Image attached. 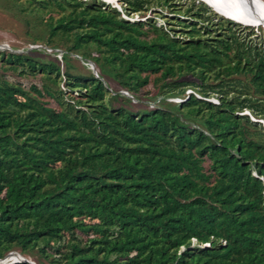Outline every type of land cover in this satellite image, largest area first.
Listing matches in <instances>:
<instances>
[{
	"label": "trees",
	"instance_id": "16d2710c",
	"mask_svg": "<svg viewBox=\"0 0 264 264\" xmlns=\"http://www.w3.org/2000/svg\"><path fill=\"white\" fill-rule=\"evenodd\" d=\"M5 1L30 43L0 46V259L264 264V42L238 32L252 24L198 0H120L179 29L99 0Z\"/></svg>",
	"mask_w": 264,
	"mask_h": 264
},
{
	"label": "rangeland",
	"instance_id": "374dc122",
	"mask_svg": "<svg viewBox=\"0 0 264 264\" xmlns=\"http://www.w3.org/2000/svg\"><path fill=\"white\" fill-rule=\"evenodd\" d=\"M100 3H102V0H99ZM115 2H117L118 6L120 8H122L124 11V4L120 1V0H113ZM198 1H205L206 3H208L210 6H212V9L216 14L222 16V15H226L223 12H226V10H221L219 9L214 2H212L211 0H198ZM264 1V0H262ZM204 2V3H205ZM6 4H8V1L5 0H0V46H7V47H11L14 50H23V49H27L29 43H30V39H29V35L26 32L27 26L26 24L22 21V19H20L17 15H14L11 11L7 10L6 8L4 9L3 6H6ZM112 7H116V4H110ZM238 16H240L239 14H237ZM147 17H151L153 18V21H155V23L161 25V24H166L167 27H174L175 29H179V27L175 26V24H167L168 22L170 23H175L176 18L174 16H172V14H170V12L165 9V8H156L153 11H150L147 13V15H145L146 19ZM241 17V16H240ZM143 19V20H144ZM234 19L238 20L237 17L234 16ZM243 19V18H242ZM247 22V21H246ZM248 23V22H247ZM251 24V23H249ZM244 25V24H243ZM259 26H255L254 24L250 25L249 28H240L238 29L239 33L243 32L244 35H246L247 33H253V31L255 32L253 35H251V37L255 40H263L264 42V24H257ZM180 33V32H179ZM256 34V35H255ZM62 47V46H61ZM63 48V47H62ZM36 56H41V57H46L48 59L53 58L52 55H44V54H40L38 52H34L33 53ZM77 66H79V69H81L82 71H88L89 68L87 67V65H84L81 62H76L75 63ZM91 65V63H89ZM92 69H94L95 71H97L96 67L92 64L91 65ZM30 81L32 82H37L40 83V78H33L30 80H26L25 82L29 83ZM112 86L117 88L118 85L111 81ZM171 100V99H169ZM173 100V99H172ZM177 101H180L181 99H174ZM211 100H213L214 102H217L216 96L212 97ZM120 105V103L113 99L109 102V106L112 107H118ZM145 104L144 103H140L139 105L136 104L135 107H144ZM247 113V111H245ZM251 118H253L251 116ZM261 120V119H260ZM264 125V123H263Z\"/></svg>",
	"mask_w": 264,
	"mask_h": 264
},
{
	"label": "bare ground",
	"instance_id": "6f19581e",
	"mask_svg": "<svg viewBox=\"0 0 264 264\" xmlns=\"http://www.w3.org/2000/svg\"><path fill=\"white\" fill-rule=\"evenodd\" d=\"M221 9L239 14L248 23L264 24V1L262 0H211Z\"/></svg>",
	"mask_w": 264,
	"mask_h": 264
},
{
	"label": "built area",
	"instance_id": "2783aa9c",
	"mask_svg": "<svg viewBox=\"0 0 264 264\" xmlns=\"http://www.w3.org/2000/svg\"><path fill=\"white\" fill-rule=\"evenodd\" d=\"M102 3H105V4H116L115 8L120 11L121 13V16L126 18V19H129L131 21H134V20H143L145 18V15L142 16L140 15L139 13H132V14H128L127 12H125L122 8H120L117 4V2L113 1V0H102ZM188 92H192L191 90H188ZM22 260V257L18 256V255H9L7 257H5L4 260H1L0 259V264H5V263H14V262H18V261H21Z\"/></svg>",
	"mask_w": 264,
	"mask_h": 264
},
{
	"label": "water",
	"instance_id": "95a60500",
	"mask_svg": "<svg viewBox=\"0 0 264 264\" xmlns=\"http://www.w3.org/2000/svg\"><path fill=\"white\" fill-rule=\"evenodd\" d=\"M223 17H226V18H229V19H233L231 16H225V15H222ZM234 20V19H233ZM235 22H238V23H241V24H244L243 22H239V21H236L234 20ZM245 25V24H244ZM5 258L1 259V260H4Z\"/></svg>",
	"mask_w": 264,
	"mask_h": 264
},
{
	"label": "clouds",
	"instance_id": "9594fccd",
	"mask_svg": "<svg viewBox=\"0 0 264 264\" xmlns=\"http://www.w3.org/2000/svg\"><path fill=\"white\" fill-rule=\"evenodd\" d=\"M203 2H205V1H203ZM206 3V2H205ZM206 4H208V3H206ZM209 5V4H208ZM210 6V5H209ZM211 8H212V6H210ZM213 9V8H212ZM214 10V9H213ZM231 20H233V19H231ZM234 21V20H233Z\"/></svg>",
	"mask_w": 264,
	"mask_h": 264
}]
</instances>
